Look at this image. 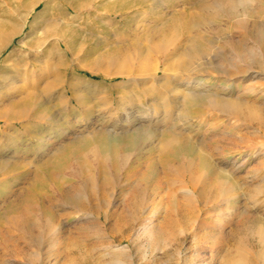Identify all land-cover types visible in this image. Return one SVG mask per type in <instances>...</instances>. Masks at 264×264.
I'll list each match as a JSON object with an SVG mask.
<instances>
[{
	"label": "rangeland",
	"instance_id": "1",
	"mask_svg": "<svg viewBox=\"0 0 264 264\" xmlns=\"http://www.w3.org/2000/svg\"><path fill=\"white\" fill-rule=\"evenodd\" d=\"M35 1L0 0V23L12 28L0 27V264H264V70L228 60L239 50L233 41L264 51V33H241L236 17L206 16L210 53L233 73L201 75L243 83L221 93L250 108L193 105L200 112L185 116L195 126L186 134L191 157L161 156L157 137H140L131 152L116 146L112 158L94 143L81 153L84 174L70 146L98 129L125 135V109L136 116L156 104L144 95L155 66L182 48L200 0ZM243 1L237 10L264 31V0ZM141 60L143 75L131 78ZM57 155L64 162L50 164ZM69 190L83 204L69 203Z\"/></svg>",
	"mask_w": 264,
	"mask_h": 264
},
{
	"label": "bare ground",
	"instance_id": "2",
	"mask_svg": "<svg viewBox=\"0 0 264 264\" xmlns=\"http://www.w3.org/2000/svg\"><path fill=\"white\" fill-rule=\"evenodd\" d=\"M41 1L42 0H36L32 4H33V6H36ZM47 1L50 3L51 0H47ZM123 1H125V0H123ZM66 4H67L66 8H67L68 12L74 11V10H72L75 8L74 5L69 4L67 1H66ZM239 4L245 6V3L243 0H200L198 2V4L196 6H194L195 9H197V8L200 9L206 15L202 16L203 12L202 13L198 12V13H194V14H192V12H189V14L191 16L190 17V25H189V30L191 32L190 36L186 37L182 48L179 49L176 53H171V55L168 56V58H166L162 64L160 62H157L155 69H154V73L151 76L152 87H151V85H150L151 88L148 87V88H150V90H149L150 93H149L147 88H146L147 90H145V93H144V95H146V94L150 95L151 100L156 103L155 105H157L158 107L161 108L160 112H159L157 106H155L152 103L141 105L144 107V110L139 115L136 114V116H133L132 112L130 113L129 110H127V108H126L125 109L126 112L124 113V115L126 117L125 120H127V122H128L127 125L129 124L128 126H130V128L126 127V130L130 131L129 133H126L125 135L121 134L122 136H119L118 134L113 135V134L109 133L108 136H105V132L104 131L98 132L99 131V129H98L97 133H93L92 136H89L88 138H84L83 140L74 142V144L71 145L70 147L74 148L75 151H80L79 154L76 152L75 153L78 156L77 158H79V163H81L80 166H81V169H82L84 174H86L89 171V166L86 167L84 165L85 161H84V157L82 156L81 153H82V150L89 148V146L91 144L96 143L98 145L97 148H99L98 150L103 155L110 156V158H112V153H109V152L113 151V149L116 146L122 145L123 147H125L126 151L131 152L139 144L140 137L148 136V137H151L152 139L157 137V141H158V145H159V146H157V148L158 149L162 148L161 149V156L166 157L165 155H167V153L169 152L172 155L173 154H176V155H183V154L187 155V154H189L191 157V153H193V150H194L191 146L192 138L190 136H186V134H187V132L192 133V131H190V130H193V127H195V126H194V124L187 121L185 119V116L188 114H194V113L200 112L197 109L198 106L195 108L193 105L201 104V105H204V106L210 107V108H215V109H219V110H223V111H231V112L234 111V112H239V113H241L243 110H245V108H248V109L250 108V106H248L249 102L246 103L240 95L231 94V95L225 96L221 93V90H237V89H240V88L244 87L243 83H241V82L228 83V81L222 79L221 77L218 78V80L216 82H212L213 81L212 78L207 80V79H205V77H202V75H201V73H203V72H209V73L215 72V73H218L220 75H223V74L225 75V74H229L230 71H232V70H230V71L228 70L229 67H225L220 62H217L214 55L210 53V49L208 47V44L212 43V42H210V40H209L208 30L204 28L208 25L209 19L206 17L207 15H210V18H212V17H214V14L217 12V13L221 14V16L227 17L228 19H234L236 17L235 18L236 20L234 21V23H235V26L237 24V27L242 30L241 33H244V32L246 33V31L249 30L252 26H253V29L251 31V34H256L259 36L260 34L264 33V31L262 30V28L260 26H258V28L256 29V27L258 25L257 21H253V25H251V24L248 25L247 20H248L249 13L245 10H243L244 12L242 11L240 13V11L237 10L238 9L237 7ZM33 6H31L32 9L34 8ZM111 8H113V7H111ZM194 8H191V9H194ZM108 10H109V8H108ZM123 10H125V9L123 8ZM111 13H113V12H111ZM211 13H214V14H212L213 16L211 15ZM217 13H216V15H217ZM4 25L5 24L0 23V27L3 30H5V31L7 30L6 32H11L12 28H10V27L4 28ZM164 26H166V25H164ZM169 26H171V25H169ZM202 27H203V29L206 30L205 34L202 32ZM219 27H221V26H219ZM244 29H245V31H244ZM49 31H51L50 28H49ZM219 31H221V29H219ZM53 34L58 37L57 44L60 46L63 45L65 47V52H69V51L72 52L70 49V46H69L70 43L68 44V42H67L68 38L66 39V36L64 37V36H62V34H58V32L56 33V31ZM226 38L229 41L231 39L230 35L227 36ZM233 42L236 43L239 50H238V53L234 57L228 59L232 66L237 67V68H239L240 66L241 67L247 66L248 68H250L251 65L257 64L261 69L264 70V51L261 50L258 53L256 52V54H255L253 51L249 50L250 48H248V50H246L245 49L246 46L244 43L237 42V41H233ZM0 43H1V40H0ZM172 44H173V42H172ZM175 44L179 45V43H175ZM241 44L242 45L244 44L243 45L244 47H242ZM161 46H162V44H161ZM147 49H148V47L146 48V50ZM140 50H143V49H141V47H140ZM146 50L144 49L145 53L150 51V50L149 51H146ZM152 51H154V50H152ZM115 52H117V50ZM150 54H151V51H150ZM163 54L164 53H162V55ZM140 55H142V54L140 53ZM146 55L148 56V53ZM112 57H113V55H112ZM110 62H112V61H110ZM136 65H138V63H136ZM143 66H144L143 60H141L139 62V65H138L139 68L135 69V70H137L136 73H134L132 71H128V73L121 71V73H123V75H124V73H126V75L127 74L130 75L131 73H134L131 78H136L141 73L143 75V72H144ZM160 71L163 72V74H164L163 78H162L163 80H160V82L157 83ZM169 72H172V74L169 75ZM232 73H230V74H232ZM135 74L137 76H135ZM128 75H127V77H128ZM136 80H138V79H136ZM141 81H143V80H141ZM129 91H130V89H129ZM128 93H129V95H131L130 92H128ZM67 94L72 95L73 98H76L74 96L75 91L72 89L71 90L67 89ZM32 96H33V94H32ZM32 96H29V97L31 98ZM131 97L133 98V96H131ZM27 99H29V98L27 97ZM137 102H138V99H137ZM22 103H23V101H22ZM27 103H29V102H27ZM168 106L173 107L175 109V111L168 112V110H167ZM29 108H31V107H29ZM40 111H39V114H40ZM46 113H47V111H46ZM253 114H254V112H253ZM37 115H38V112H37ZM164 118H167V119L170 118V120L172 121V122H170L171 124L169 123L170 125L166 126V124H164L165 130L167 129L166 131L164 130V128H163V130H161L160 129L161 127L159 126L162 123L161 120H163ZM144 119H148L149 121L148 120L144 121ZM173 121H175V122H173ZM176 121L178 123H176ZM159 122H161V123H159ZM165 123H167V122H165ZM125 126H126V123H125ZM161 126H162V124H161ZM124 132H127V131H124ZM106 146L110 147V151H107ZM76 149H78V150H76ZM69 150H71V149L69 148ZM194 152H195V150H194ZM171 154H170V156H171ZM197 155L199 156V154H197ZM70 156H71V154H70ZM168 156H169V154H168ZM192 157H193V154H192ZM64 160L65 159L63 156L61 157V155H57L56 157L52 158L51 162H49V163L52 165H58L60 163H63ZM211 164H212V162H211ZM222 175H223V177L229 178L233 174L231 175L229 172L224 170V171L220 172V176H222ZM187 193L190 194V192H187ZM66 198L69 201V203L83 204V199L80 197H77L75 194H73V192L71 190L66 192ZM231 201L228 202L227 207H233L234 206V204H231L232 203ZM261 228H260V231H261ZM11 251L13 253L17 254V248H12Z\"/></svg>",
	"mask_w": 264,
	"mask_h": 264
}]
</instances>
